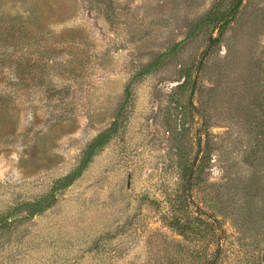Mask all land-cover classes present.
I'll use <instances>...</instances> for the list:
<instances>
[{
  "label": "rangeland",
  "instance_id": "374dc122",
  "mask_svg": "<svg viewBox=\"0 0 264 264\" xmlns=\"http://www.w3.org/2000/svg\"><path fill=\"white\" fill-rule=\"evenodd\" d=\"M236 1L0 0V264H264V0L220 31Z\"/></svg>",
  "mask_w": 264,
  "mask_h": 264
},
{
  "label": "trees",
  "instance_id": "16d2710c",
  "mask_svg": "<svg viewBox=\"0 0 264 264\" xmlns=\"http://www.w3.org/2000/svg\"><path fill=\"white\" fill-rule=\"evenodd\" d=\"M241 3H242V0H237L228 14L221 15V16H215L213 18H210L211 21H215L216 23H218L220 31L229 25V23L232 21V19L236 15L237 10L239 9ZM154 67H155V64H152L144 73L149 72ZM128 97H129V92H126V98H128ZM110 136H111V132L108 134H105V135H99L87 147L86 151L82 155V159L80 161V164L78 165V167L75 171V177L78 176L79 173H81V171L86 168L87 164L90 162L91 157L93 156L94 149L96 147L100 146L102 143L106 142Z\"/></svg>",
  "mask_w": 264,
  "mask_h": 264
}]
</instances>
